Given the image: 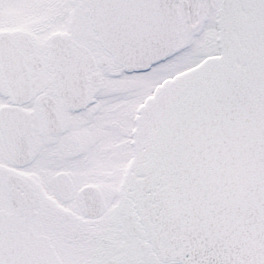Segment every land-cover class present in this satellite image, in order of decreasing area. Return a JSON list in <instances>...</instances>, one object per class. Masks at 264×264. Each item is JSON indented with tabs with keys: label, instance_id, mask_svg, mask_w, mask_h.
I'll list each match as a JSON object with an SVG mask.
<instances>
[{
	"label": "snow or ice",
	"instance_id": "6c2138e0",
	"mask_svg": "<svg viewBox=\"0 0 264 264\" xmlns=\"http://www.w3.org/2000/svg\"><path fill=\"white\" fill-rule=\"evenodd\" d=\"M0 264H264V0H0Z\"/></svg>",
	"mask_w": 264,
	"mask_h": 264
}]
</instances>
